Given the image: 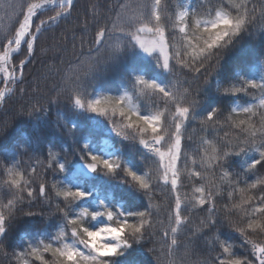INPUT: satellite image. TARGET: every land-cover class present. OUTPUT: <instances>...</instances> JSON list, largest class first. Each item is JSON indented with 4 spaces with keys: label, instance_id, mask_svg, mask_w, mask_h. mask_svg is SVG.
Instances as JSON below:
<instances>
[{
    "label": "snow or ice",
    "instance_id": "6c2138e0",
    "mask_svg": "<svg viewBox=\"0 0 264 264\" xmlns=\"http://www.w3.org/2000/svg\"><path fill=\"white\" fill-rule=\"evenodd\" d=\"M173 4L175 0H135L134 4L119 0L108 4V0H100L91 10L85 8V18L75 29L85 35L92 33L90 42L81 36V49L85 43H90V47L87 54L82 51L77 58L76 70L64 75L59 67L48 66V78H59L51 89L55 95H49L48 103L70 98L77 108L107 116L110 122L109 112H118L123 123H114L113 130L119 136L138 139L147 150L148 170L142 174L127 167L121 169L118 158L105 159L87 152L85 159L86 167L93 172L100 169L119 175L120 170L130 178L129 183L142 191L147 204L141 206L143 210L129 213H114L107 207L103 212L84 208L69 217V206L88 193L62 186L54 179L65 169V162L57 160L56 152L49 149L46 160L29 155L28 161L23 162L28 167L23 171L17 170L21 160L0 158V173L8 176V189L3 195L10 197L7 203H0V264H110L106 258L122 255L141 240L147 246L163 241L160 252L155 246L147 247L154 264H264V240L254 238L264 236V78L241 77L230 87L222 88L233 96L243 93L252 101H244L231 110L248 119L234 120L231 113L225 118L231 135L225 132L221 136L218 127L227 106L196 114L198 96L230 50L233 39L243 31L264 27V0H194L191 6L175 7ZM133 7L135 11L127 14ZM46 12L54 15L42 19ZM204 15L210 18H201ZM73 19L80 21L78 0H0V83L15 85L22 97L30 95L29 89L22 86L23 70L38 51H47L40 48V38ZM143 33L150 34L151 40L142 38ZM115 35L134 42L149 55L158 54V61L164 69L171 68L173 78L187 69L188 87L178 94L170 84L136 76L134 88L144 85L154 93L152 107L146 112L133 103L128 92L118 97L87 98L82 81L96 70L97 55L105 51L104 45ZM18 53L27 58L18 65L11 64ZM58 55L55 53L49 59L55 60ZM81 67L86 69L83 75L79 73ZM6 98V91L0 90V104ZM37 110L35 105L27 110L21 107L16 115H31ZM14 119L15 116L0 117V137ZM197 120L204 135L191 154L185 149L193 138L186 133ZM213 133V140H208L207 136ZM36 165H40L39 174ZM185 173L192 181L191 195L184 193L182 197ZM25 175L28 179H24ZM157 190L164 196L161 205L153 204ZM194 210L203 215L198 224L185 231L191 220L184 213ZM52 215L65 220L59 233L50 240L29 241L17 252L21 247L13 244L12 239L24 227L23 218ZM100 215L106 216L108 223L95 229L86 226V216ZM225 230L229 236H238V243L221 239ZM158 232H162L159 240ZM48 254L51 259H46Z\"/></svg>",
    "mask_w": 264,
    "mask_h": 264
},
{
    "label": "trees",
    "instance_id": "16d2710c",
    "mask_svg": "<svg viewBox=\"0 0 264 264\" xmlns=\"http://www.w3.org/2000/svg\"><path fill=\"white\" fill-rule=\"evenodd\" d=\"M100 0H78V10L80 21L73 19L71 23H66L60 29H55L45 33L39 41V46L46 49V52L37 53L32 63L27 64L24 68L25 83L22 85L29 89L30 95L21 96L17 91V87L13 85V91L6 96V102L2 104L0 117L15 116L12 126L7 130L3 137H0V158L11 157L22 161L19 171H23L28 167L24 161H28L29 155L40 156L41 160H46L48 150L57 153V160L65 162L63 172H58L54 179L60 184L67 185L71 188H80L88 193L87 196L74 201L69 206V217L78 215L81 209H88L89 212H103L105 207L114 213H129L141 211L142 205L147 204V198L143 196L142 191L137 189L133 184L129 183V179L124 176L120 170H117L119 175L108 173L97 169L91 175H85L79 171L76 166L79 163H85L86 153L92 152L100 155L105 159L118 158L121 163V169L124 167L131 168L133 171L142 174L143 170L147 171L145 166V156L147 150L139 143L138 139L125 138L117 135L113 130V124L123 123V118L117 112L113 115L110 122L107 116L95 112H89L85 109L77 108L70 98H57L55 101L48 103L49 95H55L51 91L53 84L58 80L48 78V66L55 65L60 68L64 75H71L73 70H76L78 57L81 52L87 54L90 43H85L81 49V36L85 37L86 41H91L92 33L86 35L75 31L78 24L84 20V10L98 4ZM118 0H108V4H116ZM122 3L134 4L135 0H119ZM194 0H175L177 4L191 6ZM251 6V5H250ZM101 12L104 8L99 9ZM135 8H129L127 14H132ZM54 15L53 12H46L43 18ZM203 19H209L207 15L202 16ZM8 23V21H4ZM128 29H126L127 31ZM135 29L133 28L132 31ZM166 30V38L168 31ZM75 35V40L73 36ZM2 39V36H0ZM105 51L97 55L96 70L84 77L82 83L84 86L87 98L93 99L96 96L118 97L128 92L132 96L133 103L142 111L151 109L152 99L154 97L153 90L144 85L133 84L136 76H143L145 79L156 80L162 85L170 84L173 90L177 93H182L188 84L185 82L190 79L188 72L185 69L184 73L173 78V73L170 68L165 71L158 61V54L145 55L142 50L130 42L127 38L119 35L113 36L104 45ZM220 66L210 78V82L203 86L201 93L198 96V106L196 114H205L211 108H222L227 106L224 114L219 118L221 128L220 135L225 132L232 134L226 123L225 118L231 113L234 120L248 119L242 113H232V108H238L244 101L252 102L250 97L243 93H237L235 96L222 91L224 87H230L236 83L241 77L249 79L264 78V27L250 29L241 32L235 37L229 45ZM2 51V49H0ZM172 49H169L171 55ZM55 53H59L55 60L49 59ZM96 53L93 52V56ZM182 55H184L182 53ZM185 59H190V56H185ZM85 68H79V73L83 75ZM36 89V91H32ZM143 89V92H141ZM242 98V99H240ZM36 106L37 111L31 115H16L23 107L25 110ZM197 120L190 125L186 135L192 136V142L185 149L191 154H194L193 149L199 143V139L204 133L198 126ZM213 135L207 136L208 140H213ZM108 139L111 146L116 150L109 157L104 151V141ZM147 138V137H146ZM87 145V148H85ZM183 147V145H182ZM28 152V154H24ZM210 152V149H209ZM82 156L84 159H82ZM67 157V159H65ZM35 164V161H33ZM151 163V162H150ZM37 174L40 171V165H36ZM155 172V165H152ZM198 170V169H197ZM24 179H28L25 175ZM52 178L49 177V180ZM210 179L215 180V177ZM8 176L0 173V203H7V199L3 193L7 191ZM182 184L184 187L180 189V194L183 197L184 193L191 195L192 181L185 173ZM164 202V196L159 190L155 193L153 200L154 205H161ZM221 204L224 201H220ZM26 211L28 209H25ZM185 215L190 217L191 223L186 226V229L193 228L199 222V217L203 213L193 211L185 212ZM62 216V214H61ZM235 219V217H234ZM25 225L18 229L13 236L12 243L19 244L21 248L16 251H22L23 247L29 241L39 239H52L55 237L61 227L65 224L63 218L58 219L56 215L48 217H24ZM86 226L94 228L97 224L108 222L107 217L100 215L93 218L86 216L84 218ZM35 225V226H34ZM162 232H158L157 240H159ZM258 241L264 240V236L254 237ZM221 239H233L231 243H238V236L235 234L229 236L227 230L222 233ZM47 242V240H46ZM73 242V240H69ZM78 247H83L76 242ZM163 241L156 243H146L141 240L123 251L122 255L108 257L110 264H154V258L147 247L155 246L157 251H161ZM241 251L240 249H235ZM182 251V250H181ZM219 251V249H217ZM203 255V254H201ZM195 259V257H193ZM46 259H51L50 254ZM39 264V262H37Z\"/></svg>",
    "mask_w": 264,
    "mask_h": 264
},
{
    "label": "rangeland",
    "instance_id": "374dc122",
    "mask_svg": "<svg viewBox=\"0 0 264 264\" xmlns=\"http://www.w3.org/2000/svg\"><path fill=\"white\" fill-rule=\"evenodd\" d=\"M43 19H47V18H43ZM37 23L39 22L38 20L36 21ZM142 35V38H144V39H146V40H151V36H150V34H147V33H143V34H141ZM142 50V49H141ZM142 52L145 54V55H149V54H147V53H145L143 50H142ZM154 54V53H153ZM152 55V54H151ZM27 57H26V55L24 54V53H18V54H14V56H13V58L10 60V63L11 64H16V65H18L19 64V61L21 60V59H26ZM164 69V68H163ZM165 71H169L170 69H164ZM16 75L17 76H19L20 75V72L18 71L17 73H16ZM0 89L1 90H5L6 91V96H8L9 94H11V92L13 91V84H7V85H5V84H3V83H0ZM1 107H2V104H1ZM103 151H104V153L107 155V156H109V157H111L114 153H115V149L111 146V143H110V141L106 138L105 139V141H104V147H103ZM76 168L79 170V171H81V172H83L85 175H91L92 173H93V171H91V170H89L87 167H86V164L85 163H79V164H77V166H76ZM106 223H108V222H106ZM105 224V223H104ZM103 224H97V225H95V227L93 228V229H95V228H97V227H100V226H102Z\"/></svg>",
    "mask_w": 264,
    "mask_h": 264
},
{
    "label": "water",
    "instance_id": "95a60500",
    "mask_svg": "<svg viewBox=\"0 0 264 264\" xmlns=\"http://www.w3.org/2000/svg\"><path fill=\"white\" fill-rule=\"evenodd\" d=\"M7 95V94H6ZM0 109H1V104H0Z\"/></svg>",
    "mask_w": 264,
    "mask_h": 264
},
{
    "label": "bare ground",
    "instance_id": "6f19581e",
    "mask_svg": "<svg viewBox=\"0 0 264 264\" xmlns=\"http://www.w3.org/2000/svg\"><path fill=\"white\" fill-rule=\"evenodd\" d=\"M1 90V89H0Z\"/></svg>",
    "mask_w": 264,
    "mask_h": 264
}]
</instances>
